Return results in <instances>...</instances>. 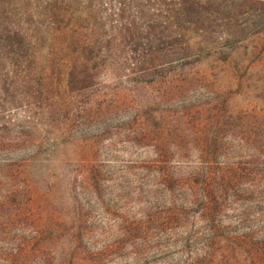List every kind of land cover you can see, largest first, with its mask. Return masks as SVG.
I'll list each match as a JSON object with an SVG mask.
<instances>
[{
    "label": "trees",
    "instance_id": "16d2710c",
    "mask_svg": "<svg viewBox=\"0 0 264 264\" xmlns=\"http://www.w3.org/2000/svg\"><path fill=\"white\" fill-rule=\"evenodd\" d=\"M17 2L16 18L0 23L10 72H23V59L30 66L45 38L52 53L64 56L80 125L134 110L129 131L153 141L156 159L148 166L168 205L161 225L189 215L195 224L188 238L204 256L191 264H264V231L252 241L249 228L264 223V0ZM22 78L23 87L38 85L24 72ZM34 90L41 103L44 89ZM191 152L193 162L178 165ZM173 156L178 166L169 164ZM227 209L246 233L222 235Z\"/></svg>",
    "mask_w": 264,
    "mask_h": 264
},
{
    "label": "rangeland",
    "instance_id": "374dc122",
    "mask_svg": "<svg viewBox=\"0 0 264 264\" xmlns=\"http://www.w3.org/2000/svg\"><path fill=\"white\" fill-rule=\"evenodd\" d=\"M17 8V0H0V23L13 21ZM48 43L39 42L30 66L21 54L24 74L39 81L25 87L23 72H10L11 55L0 47V264H191L202 259V245L188 238L195 226L190 215L187 222L161 225L168 205L148 166L156 159L153 141L129 131L134 110L126 107L80 125L77 92L65 86L64 56L52 53ZM199 70L209 71L205 65ZM40 71L47 76L42 74L41 81ZM38 88L44 89L41 103L34 98ZM149 108L154 116L156 107ZM192 154L178 165L193 162ZM169 159L178 166L174 156ZM223 214V236L247 232L231 209ZM263 224L249 225L252 241L260 240ZM224 251L215 249L214 257Z\"/></svg>",
    "mask_w": 264,
    "mask_h": 264
}]
</instances>
